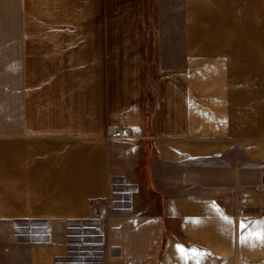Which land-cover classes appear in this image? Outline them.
I'll use <instances>...</instances> for the list:
<instances>
[{
  "label": "crops",
  "instance_id": "1",
  "mask_svg": "<svg viewBox=\"0 0 264 264\" xmlns=\"http://www.w3.org/2000/svg\"><path fill=\"white\" fill-rule=\"evenodd\" d=\"M183 8L143 71V39L104 37L103 0H0V256L28 243V264H264L249 236L264 222V0ZM111 122L131 135L106 138ZM95 207L105 247L56 237ZM36 220L45 239L8 227Z\"/></svg>",
  "mask_w": 264,
  "mask_h": 264
},
{
  "label": "rangeland",
  "instance_id": "2",
  "mask_svg": "<svg viewBox=\"0 0 264 264\" xmlns=\"http://www.w3.org/2000/svg\"><path fill=\"white\" fill-rule=\"evenodd\" d=\"M184 4L185 0H103L104 37L143 39L145 42L143 49L148 55L142 63V68L143 71H147L151 64L149 55L158 52V39L161 36V32H164V34H174L175 32L172 25L173 31H169V29L168 31H161L160 23L162 21L174 23L176 20L182 23L184 21ZM98 20H100V15H98ZM125 210L126 207H116L113 212ZM48 225L50 223L46 221L36 220L9 223L8 227H10L11 232H17L21 240L27 242L28 240L45 239L49 228ZM53 227L56 237L66 234L71 235L78 230H84L88 232L85 238L90 242L86 245H91L100 250L106 245L104 234L101 232L105 231L106 227L102 226V222L97 219H89L81 223L53 222ZM6 228L0 223V236L4 235ZM95 231H99L102 234H92ZM29 245L24 243L20 249L13 252L5 249L6 254L0 256V264H28L30 254L27 252V248Z\"/></svg>",
  "mask_w": 264,
  "mask_h": 264
},
{
  "label": "built area",
  "instance_id": "3",
  "mask_svg": "<svg viewBox=\"0 0 264 264\" xmlns=\"http://www.w3.org/2000/svg\"><path fill=\"white\" fill-rule=\"evenodd\" d=\"M131 135V129L126 126V125H121L116 122H111L108 123L105 131V136L106 138H117V139H122V138H127ZM94 218L95 219H101V213L100 210L95 207L94 208ZM111 253L113 255H116L119 253V249L117 246H112L111 247Z\"/></svg>",
  "mask_w": 264,
  "mask_h": 264
},
{
  "label": "snow or ice",
  "instance_id": "4",
  "mask_svg": "<svg viewBox=\"0 0 264 264\" xmlns=\"http://www.w3.org/2000/svg\"><path fill=\"white\" fill-rule=\"evenodd\" d=\"M261 223V228L259 231L255 232V233H250L249 236L253 237L255 239H259L261 242H264V222H260ZM181 252H183V249H180ZM196 255H202L201 253H199L198 250H192Z\"/></svg>",
  "mask_w": 264,
  "mask_h": 264
}]
</instances>
